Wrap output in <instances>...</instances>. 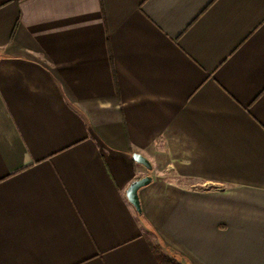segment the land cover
I'll list each match as a JSON object with an SVG mask.
<instances>
[{
    "label": "crops",
    "instance_id": "obj_1",
    "mask_svg": "<svg viewBox=\"0 0 264 264\" xmlns=\"http://www.w3.org/2000/svg\"><path fill=\"white\" fill-rule=\"evenodd\" d=\"M166 262L264 264V0H0V264Z\"/></svg>",
    "mask_w": 264,
    "mask_h": 264
},
{
    "label": "water",
    "instance_id": "obj_2",
    "mask_svg": "<svg viewBox=\"0 0 264 264\" xmlns=\"http://www.w3.org/2000/svg\"><path fill=\"white\" fill-rule=\"evenodd\" d=\"M132 159L135 163L140 164L143 167H145L148 171H151L152 169L151 164L143 156L139 154H134L132 156ZM151 180L152 179L149 176L136 180L130 184V186L128 187L126 191V199L138 215H141L142 213L140 200H139V194H138L139 190L149 185L151 183Z\"/></svg>",
    "mask_w": 264,
    "mask_h": 264
},
{
    "label": "trees",
    "instance_id": "obj_3",
    "mask_svg": "<svg viewBox=\"0 0 264 264\" xmlns=\"http://www.w3.org/2000/svg\"><path fill=\"white\" fill-rule=\"evenodd\" d=\"M139 217L141 218L142 216L141 215H139ZM166 264H170L169 262H166Z\"/></svg>",
    "mask_w": 264,
    "mask_h": 264
}]
</instances>
